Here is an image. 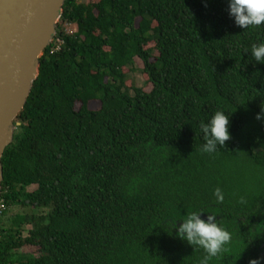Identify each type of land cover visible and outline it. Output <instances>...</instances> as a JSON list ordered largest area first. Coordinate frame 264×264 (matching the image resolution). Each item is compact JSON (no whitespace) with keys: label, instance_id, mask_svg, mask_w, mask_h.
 Here are the masks:
<instances>
[{"label":"trees","instance_id":"trees-1","mask_svg":"<svg viewBox=\"0 0 264 264\" xmlns=\"http://www.w3.org/2000/svg\"><path fill=\"white\" fill-rule=\"evenodd\" d=\"M261 42L227 0H65L1 157L0 264H200L170 231L193 211L232 233L209 264H264ZM216 110L231 139L206 154Z\"/></svg>","mask_w":264,"mask_h":264},{"label":"water","instance_id":"water-1","mask_svg":"<svg viewBox=\"0 0 264 264\" xmlns=\"http://www.w3.org/2000/svg\"><path fill=\"white\" fill-rule=\"evenodd\" d=\"M65 0H0V193L1 157L13 139L39 72V58L53 40Z\"/></svg>","mask_w":264,"mask_h":264},{"label":"clouds","instance_id":"clouds-1","mask_svg":"<svg viewBox=\"0 0 264 264\" xmlns=\"http://www.w3.org/2000/svg\"><path fill=\"white\" fill-rule=\"evenodd\" d=\"M227 11L234 24L243 30L264 25V0H227ZM250 55L256 63L264 64V42L253 44ZM255 119L264 121V108H260ZM200 129L205 140L201 152L213 154L218 147L225 146V142L231 139L230 115L224 110H216L207 122L201 123ZM213 196L216 203L224 202L225 197L221 188L217 187L213 191ZM201 213L203 212H191L186 219L180 221L179 226L176 222L173 223L170 231L175 229V235L181 241L203 249L205 256L200 264H209V260L218 257L225 245L230 243L232 233L216 215L207 214L206 218H201ZM249 264H259V260L252 259Z\"/></svg>","mask_w":264,"mask_h":264},{"label":"rangeland","instance_id":"rangeland-1","mask_svg":"<svg viewBox=\"0 0 264 264\" xmlns=\"http://www.w3.org/2000/svg\"><path fill=\"white\" fill-rule=\"evenodd\" d=\"M80 1V0H79ZM81 1H84V2H88L89 0H81ZM75 25H69L66 27L67 30H70V31H73L75 30ZM135 63H136V67H142V62L140 59L136 58L135 59ZM136 85H141L142 84V81L144 80V76L141 75V73L136 69L135 71L131 72V76H130ZM98 102H91L90 103V107L91 108H97L98 107ZM23 250L24 251H32V252H35L36 251V248L35 247H31V246H24L23 247Z\"/></svg>","mask_w":264,"mask_h":264},{"label":"built area","instance_id":"built-area-1","mask_svg":"<svg viewBox=\"0 0 264 264\" xmlns=\"http://www.w3.org/2000/svg\"><path fill=\"white\" fill-rule=\"evenodd\" d=\"M0 208H3V205L2 204L0 205Z\"/></svg>","mask_w":264,"mask_h":264}]
</instances>
